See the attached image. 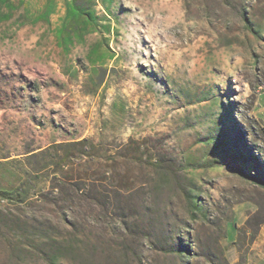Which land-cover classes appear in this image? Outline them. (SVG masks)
Instances as JSON below:
<instances>
[{
    "label": "rangeland",
    "instance_id": "1",
    "mask_svg": "<svg viewBox=\"0 0 264 264\" xmlns=\"http://www.w3.org/2000/svg\"><path fill=\"white\" fill-rule=\"evenodd\" d=\"M264 0H0V264L264 259Z\"/></svg>",
    "mask_w": 264,
    "mask_h": 264
},
{
    "label": "trees",
    "instance_id": "2",
    "mask_svg": "<svg viewBox=\"0 0 264 264\" xmlns=\"http://www.w3.org/2000/svg\"><path fill=\"white\" fill-rule=\"evenodd\" d=\"M264 129V128H263ZM242 177L246 178V179H249L251 180L254 184L260 186L261 188L264 189V182L263 181H260V180H257L254 175L250 174V175H245V174H242L241 175ZM0 196H3L2 193H0Z\"/></svg>",
    "mask_w": 264,
    "mask_h": 264
},
{
    "label": "crops",
    "instance_id": "3",
    "mask_svg": "<svg viewBox=\"0 0 264 264\" xmlns=\"http://www.w3.org/2000/svg\"><path fill=\"white\" fill-rule=\"evenodd\" d=\"M261 121H262L263 126H264V116H263V118L261 119ZM251 264H264V259H263V258L255 259Z\"/></svg>",
    "mask_w": 264,
    "mask_h": 264
}]
</instances>
